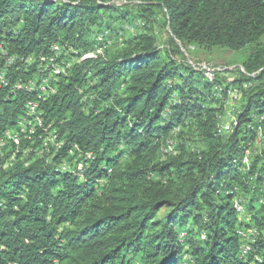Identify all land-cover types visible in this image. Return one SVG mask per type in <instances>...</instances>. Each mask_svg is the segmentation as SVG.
<instances>
[{
	"label": "trees",
	"instance_id": "obj_1",
	"mask_svg": "<svg viewBox=\"0 0 264 264\" xmlns=\"http://www.w3.org/2000/svg\"><path fill=\"white\" fill-rule=\"evenodd\" d=\"M105 30L116 41L82 59ZM263 38L264 0H0V45L24 59L12 83L41 79L55 45L71 64L55 94L0 88V140L29 99L50 125L6 169L17 149L0 141V264H264ZM181 45L253 52L224 83L177 59ZM75 145L94 155L82 175Z\"/></svg>",
	"mask_w": 264,
	"mask_h": 264
},
{
	"label": "built area",
	"instance_id": "obj_2",
	"mask_svg": "<svg viewBox=\"0 0 264 264\" xmlns=\"http://www.w3.org/2000/svg\"><path fill=\"white\" fill-rule=\"evenodd\" d=\"M105 46V45H104ZM106 47V46H105ZM54 54L51 55L47 60V63L45 65L41 66V79L40 77H37L35 79H30L29 81H25L23 79H19L15 81L14 83L11 82V78L9 77V70L11 69V66H13L17 60L22 61L23 58H19L16 56H12L8 53L6 48H4L2 45H0V59H3L5 61V67L0 71V88H9L10 92H16V91H26V92H33L37 90L40 95H49V94H55L57 92V89L53 87V85L50 84L51 81H57L62 75H67L68 69L70 67V62L66 61H58V58L62 54V50L58 45L54 46ZM102 49L99 47L93 52H88L82 56V59L87 58H96L98 55L102 54ZM31 61V59H29ZM202 71H204L205 76L209 80H214L215 78V68L212 64L210 65H203L201 67L199 65V68ZM233 98H239L240 92L236 89L232 92H230ZM37 128H41L44 132H47L50 128V125H44L43 121V113L40 109V101L39 100H27L25 103V113L21 116L18 122V129L17 130H6L4 132L3 138H1V145H5L7 143V140H10L13 142L16 146V152L13 153L11 158L3 164V167L6 169L8 166L11 165L14 158L16 157V153L19 152V148L21 146V138L24 139H30L33 137L34 134H36ZM57 132L56 131H49V134L47 133V136L44 137V142H53L56 144L57 148H60L62 146L63 142H60L57 140ZM7 139V140H6ZM173 142L170 143L168 146L169 149L172 151L174 145H172ZM80 151L79 155L75 159V174H84L86 161L94 159V155L92 152H85L83 153L78 145L74 146V149H71L70 153L74 155L75 151ZM29 149L25 148L23 150V153L26 155L28 154ZM70 168L68 163L64 162L61 164L60 169L65 170ZM236 209L238 211L243 212V206L236 202ZM243 234L244 237L246 234ZM243 254L246 253L247 250H249L248 245H243Z\"/></svg>",
	"mask_w": 264,
	"mask_h": 264
},
{
	"label": "rangeland",
	"instance_id": "obj_3",
	"mask_svg": "<svg viewBox=\"0 0 264 264\" xmlns=\"http://www.w3.org/2000/svg\"><path fill=\"white\" fill-rule=\"evenodd\" d=\"M122 2H117L118 5H122ZM130 6L133 7L134 3L129 1ZM160 19L154 23L155 31L158 35V45L160 49H164L169 45V37L170 31L168 26L164 23L163 18L160 16ZM155 22V21H154ZM124 24L121 21H114L112 27H119L120 25ZM127 27V30L130 32H135L132 27ZM120 36V35H119ZM96 40L100 43L98 47L102 50L105 46H109L111 43L116 41V38L113 36V33L109 32V30H105L104 32L100 33ZM121 38H119V42H121ZM264 42V38L262 39ZM105 45V46H104ZM182 53L177 55V59L186 60L190 65L199 68V65L203 67V65H210L212 64L215 68V76L219 77V79L224 83H231L232 81L236 80L239 77V69L246 70L243 67L245 59L253 52V46H247L245 49L234 52L231 50H220L216 49L213 51H207L202 48L194 47V46H182L181 45ZM227 117H223L226 123H229L230 114L233 113L235 107L233 106L232 102L229 104L227 103ZM190 136V137H189ZM185 137H189L191 142L199 143L198 139L195 135H190V133H186ZM174 144L179 143V139H174ZM171 150L169 147H166L162 153L163 157L167 156L168 152ZM186 257V256H185Z\"/></svg>",
	"mask_w": 264,
	"mask_h": 264
}]
</instances>
